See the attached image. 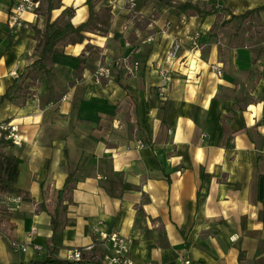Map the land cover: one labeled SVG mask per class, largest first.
I'll return each instance as SVG.
<instances>
[{
    "label": "crops",
    "instance_id": "crops-1",
    "mask_svg": "<svg viewBox=\"0 0 264 264\" xmlns=\"http://www.w3.org/2000/svg\"><path fill=\"white\" fill-rule=\"evenodd\" d=\"M85 1L61 0L54 15L72 9L78 25L88 18ZM101 2L96 10L111 8L107 32L59 47L50 73L31 85L24 73L43 21L24 13V27L11 32L13 0H0V120L21 137L4 150L18 167L16 188L28 194L0 222V264L70 261L93 242L97 223L127 238L136 264H264V11L251 35L219 22L221 10L241 15L264 0H142L135 12L126 0ZM185 2L217 13H179ZM138 16L153 18L152 34L135 29L129 39ZM174 41L180 50L169 59ZM99 65L114 67L97 84ZM162 70L169 81L159 90ZM18 78L21 90L4 98ZM65 184L74 185L73 204L52 242L50 216Z\"/></svg>",
    "mask_w": 264,
    "mask_h": 264
},
{
    "label": "trees",
    "instance_id": "trees-1",
    "mask_svg": "<svg viewBox=\"0 0 264 264\" xmlns=\"http://www.w3.org/2000/svg\"><path fill=\"white\" fill-rule=\"evenodd\" d=\"M38 2L37 14L43 21L42 30H36V46L34 49V60L24 73V81H33L34 77L41 73L47 76L50 73L49 63L52 56L58 51L62 45H78L82 44L87 34L92 32L106 33L110 25V7H102L96 10V4L93 0H86L85 4L88 8V18L86 21L75 25L69 20L70 10H62L58 15H54L55 11L61 9V0H34ZM179 13L189 14L204 18L217 13L215 9L206 10L196 4L188 2L180 3L177 6ZM70 11V12H68ZM219 11V10H218ZM228 12L227 10H221ZM264 11L262 7L246 11L241 15H233L229 13V17L221 22V27H225L228 23L233 24L238 30L243 29L245 24H249L250 20ZM139 63V62H138ZM20 78L14 80L13 86L9 88L3 96L7 97V93L15 86V91H20L18 86ZM142 144L150 145L151 135L147 128L142 129ZM10 146L9 142H0V199L4 196L17 195L21 196L23 200L28 199V194L16 188L15 183L18 176V167L14 157L7 153L4 149ZM74 190V185L65 184L61 190L56 194V203L53 213L50 216V223L53 228L51 241H55L65 227L64 212L67 205L73 204L71 193ZM4 204L0 202V222L2 218L9 215ZM31 264H76V262L63 261L53 259L49 256L44 262H34ZM78 264H99L95 259L90 257Z\"/></svg>",
    "mask_w": 264,
    "mask_h": 264
},
{
    "label": "built area",
    "instance_id": "built-area-1",
    "mask_svg": "<svg viewBox=\"0 0 264 264\" xmlns=\"http://www.w3.org/2000/svg\"><path fill=\"white\" fill-rule=\"evenodd\" d=\"M137 0H127V2L133 6ZM38 2L34 0H13V6L7 17V26L11 32L18 31L22 29L25 25L21 16L24 13H29L34 21L39 19L37 14ZM191 49L199 50V40L200 34L194 33L191 38ZM152 41V38L148 39ZM180 50V44L176 41L172 42L170 49L167 52V58L175 59ZM128 62V60L123 61V63ZM139 66L138 62H134L130 66V70H137ZM114 66L99 65L95 72L93 73V81L100 84L102 80H107L112 74V69ZM213 70L219 75V69L213 67ZM161 85L159 90L167 87L169 77L166 71L162 70L160 72ZM65 101V98L62 99ZM9 142L12 145L20 146L21 137L18 134L17 127L11 122L0 120V142ZM0 202L5 205L8 212L12 213L18 210L20 204L22 203V197L17 195L4 196L0 199ZM101 223H97L90 227V234L94 238L93 242L84 248L74 249L71 252L69 260L71 262H76V264L85 261L87 258H94L95 262L99 264H136L130 258L129 244L127 238L122 236L119 232L105 233L100 230ZM35 232L32 229L28 237ZM14 246H18L12 243ZM25 251V247L22 248ZM152 264V263H146ZM177 264H191L188 259H179Z\"/></svg>",
    "mask_w": 264,
    "mask_h": 264
},
{
    "label": "rangeland",
    "instance_id": "rangeland-1",
    "mask_svg": "<svg viewBox=\"0 0 264 264\" xmlns=\"http://www.w3.org/2000/svg\"><path fill=\"white\" fill-rule=\"evenodd\" d=\"M102 0H93V2L95 3V4H99L100 2H101ZM104 1V3H102L101 2V4H103V5H105L106 4V2H105V0H103ZM141 2H142V0H137L136 1V3L133 5V6H131L128 2H127V0H126V5H125V7H130L131 9H132V11H136V9H137V7H138V5H140L141 4ZM100 5V4H99ZM71 11V13H70V15L68 16L69 17V20H72V15H73V10L71 9L70 10ZM70 11H68V12H70ZM222 13H221V15L219 16V22L221 21H223V20H226L228 17H229V13L228 12H224V11H221ZM220 18H221V20H220ZM153 20V18H148V19H141V18H139V16L137 17V18H135L134 20H133V26L131 27V29L130 30H128V35L129 34H133V35H130V37H128L129 39H131V38H135L134 36H135V33H134V30L135 29H137V30H140L141 31V36L142 37H144L145 39H146V37H148V35H151L152 34V30L150 29V31H146V29H147V25H148V23H149V21H152ZM251 20H253L255 23H258V22H260L259 20L257 21V20H254V18H252ZM250 20V21H251ZM226 26H233V24H230V23H228ZM242 31H248V34L249 35H251V33H252V30H251V25H250V22H249V24L247 25V24H245L244 25V27H243V30ZM33 80H35V78L33 79ZM34 83H35V81H33V83H29V84H31V85H34Z\"/></svg>",
    "mask_w": 264,
    "mask_h": 264
}]
</instances>
